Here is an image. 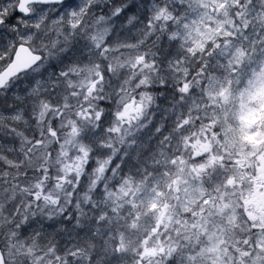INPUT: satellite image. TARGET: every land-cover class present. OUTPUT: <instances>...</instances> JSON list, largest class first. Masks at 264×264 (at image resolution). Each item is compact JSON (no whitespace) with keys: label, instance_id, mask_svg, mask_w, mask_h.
Wrapping results in <instances>:
<instances>
[{"label":"clouds","instance_id":"obj_1","mask_svg":"<svg viewBox=\"0 0 264 264\" xmlns=\"http://www.w3.org/2000/svg\"><path fill=\"white\" fill-rule=\"evenodd\" d=\"M0 264H264V0H0Z\"/></svg>","mask_w":264,"mask_h":264}]
</instances>
